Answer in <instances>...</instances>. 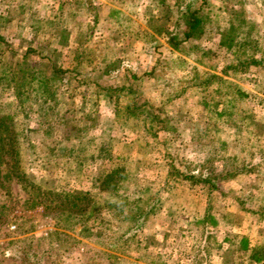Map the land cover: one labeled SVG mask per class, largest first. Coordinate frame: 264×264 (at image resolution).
<instances>
[{
    "label": "rangeland",
    "instance_id": "374dc122",
    "mask_svg": "<svg viewBox=\"0 0 264 264\" xmlns=\"http://www.w3.org/2000/svg\"><path fill=\"white\" fill-rule=\"evenodd\" d=\"M0 37V264H264V0H0Z\"/></svg>",
    "mask_w": 264,
    "mask_h": 264
},
{
    "label": "trees",
    "instance_id": "16d2710c",
    "mask_svg": "<svg viewBox=\"0 0 264 264\" xmlns=\"http://www.w3.org/2000/svg\"><path fill=\"white\" fill-rule=\"evenodd\" d=\"M204 1V0H202ZM183 24H184V29L182 31V36H183V40L185 39H190L191 37H196L202 30V18L200 17V6L198 7H193L192 4L187 3L185 5L184 8V12H183ZM2 40V37H0V41ZM168 41L169 43L176 47L178 44L181 43L182 40H177V37L174 36H170L168 37ZM136 106V104H135ZM150 111L146 112L148 113V117L152 116L151 118L153 120L158 119V116H154L151 113H149ZM11 115H3L0 116V167L2 166V164H5V157L7 155H9V148H11V146L13 147V142L16 140V137L13 136L14 134L12 133L11 128L8 126V121L10 120ZM13 141V142H12ZM104 147H96V149H94L95 154L90 155V159L92 158H98L100 159L103 152H105ZM13 155H12V160L10 161V170L7 169V172L4 171L3 177L6 179H10L11 177V167L14 166V164L17 163V160L14 159L17 156L16 150L15 148L13 149ZM15 152V153H14ZM11 154V152H10ZM171 166V164H170ZM172 167V166H171ZM173 168V167H172ZM174 172H176L177 174H180L181 176H183L184 178L187 175H184L183 173L178 172L175 168L172 169ZM104 175L103 176V180L101 183L102 188H108V186H112L113 183H116L117 180L127 177V170L125 168V166H122L120 164H117L116 167L114 169H110L107 172L104 170L103 171ZM205 183H210L211 180H207V179H203ZM211 185V184H210ZM36 185H32V188L34 190H36L38 192L39 195H42L43 197H52L53 198H57L59 200V203H55V205L51 208V209H67L70 210V212L73 209H76L77 207H79V203L85 202L87 203L89 201V199L87 198L88 193L87 192H80L79 194L74 193L72 191H61L59 193H57L54 190H47L46 193L44 192H39L35 187ZM56 192V193H55ZM59 195V196H58ZM89 203V202H88ZM86 205H84L83 208L81 209H85ZM78 209V208H77ZM260 251H264L263 247H259V248H252V253L249 255V258L251 260H259V258L257 257L258 252ZM262 253V252H261ZM262 255L264 256V252L262 253Z\"/></svg>",
    "mask_w": 264,
    "mask_h": 264
}]
</instances>
